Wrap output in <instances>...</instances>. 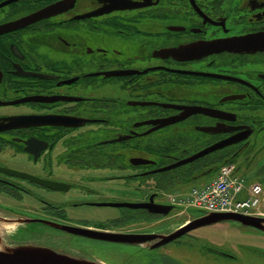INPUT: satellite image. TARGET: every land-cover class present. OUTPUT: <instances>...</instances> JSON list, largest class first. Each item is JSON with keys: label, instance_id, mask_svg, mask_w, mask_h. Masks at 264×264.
Here are the masks:
<instances>
[{"label": "flooded vegetation", "instance_id": "flooded-vegetation-1", "mask_svg": "<svg viewBox=\"0 0 264 264\" xmlns=\"http://www.w3.org/2000/svg\"><path fill=\"white\" fill-rule=\"evenodd\" d=\"M254 33L264 34V0H0V213L31 219L15 226L11 240L85 254L77 241L105 244L116 255L187 247L197 229L149 248L75 235L44 220L139 233L177 226L172 214L98 203L147 200L143 191L131 196L134 176L149 177L143 173L180 158L174 149L183 143L198 150L238 139L201 164L182 165L193 167L192 175L214 173L229 158L247 162L264 146V50L241 40ZM181 46L192 49L167 55ZM109 70L124 74H103ZM106 80L131 96L102 101L95 94ZM161 102L200 104L215 114L193 113L148 131L154 124L146 121L180 113ZM218 124L219 132L202 129ZM135 141L160 143L154 163L131 161L148 148ZM83 206L117 213L95 222L75 214Z\"/></svg>", "mask_w": 264, "mask_h": 264}, {"label": "rangeland", "instance_id": "rangeland-1", "mask_svg": "<svg viewBox=\"0 0 264 264\" xmlns=\"http://www.w3.org/2000/svg\"><path fill=\"white\" fill-rule=\"evenodd\" d=\"M106 83L108 84L107 88L95 94L102 96V101L112 97L111 99L120 102L129 98L132 94L128 93L126 89L123 90L118 86H112L113 84L109 80H106ZM136 143L141 144L138 146H145L147 144L145 141H137ZM116 144L119 146H117L119 149L123 142H117ZM149 144L151 145L150 147H144L138 151L139 155L148 158L155 156L156 150L154 148H157L160 143L149 142ZM194 151L196 150H193V143H185L183 147L181 144L177 149H174V153L178 157H184L192 154ZM138 153L130 152L127 154V157ZM263 164L264 148H261L258 156H256L255 160H252L249 167L239 168L237 172L239 178L246 185L252 182H259L264 187V169L261 167ZM108 172L104 171L105 174ZM213 176L212 174H205L186 182L167 183L164 187L158 188L155 197L158 201L165 202L164 192L181 193L190 189L192 186H200L206 183ZM139 182L134 178L132 181L133 187L139 185ZM139 195L140 192L133 189L131 196ZM177 210L173 209L170 214L181 221L182 217L175 214ZM187 212L190 216H193L194 214L200 213L201 210L190 207L187 209ZM113 213H117L116 208L89 206H83L75 212L78 216L94 220L95 222ZM259 237H264V233L257 230L254 231L251 227L236 224L231 221H223L200 226L197 230H194L193 238H189L190 244L187 247L178 244L169 245L167 249L159 250H146L134 247L122 248L120 250L122 255H116L114 252H111V247L102 243H94L89 240L77 241V243L87 254L102 257L116 264H264V247L256 245L258 241L264 242V239ZM251 245L254 247H251ZM221 250L224 254L221 253ZM126 255V259H123Z\"/></svg>", "mask_w": 264, "mask_h": 264}, {"label": "water", "instance_id": "water-1", "mask_svg": "<svg viewBox=\"0 0 264 264\" xmlns=\"http://www.w3.org/2000/svg\"><path fill=\"white\" fill-rule=\"evenodd\" d=\"M257 33L249 34L242 37L243 39L241 40L244 42L245 47H250V48L255 47L256 49L264 50V34L258 35ZM188 48L192 49V46L172 47L166 49V51H167V55H176L178 51H186L188 50ZM104 74L110 76L115 74H124V72L114 70V71H106L104 72ZM130 103H134V104L138 103L140 105L150 104L149 101H130ZM159 104L168 107L175 106L176 108L181 109L180 113L177 115L173 114V115L161 117L159 118L160 122L158 124H155L156 120L154 119L146 121L145 123L147 124L149 123L154 124L153 128L149 129L148 131L179 121L193 113H206L210 115L215 114L214 108L198 105V104L188 105V104H171L164 102H161ZM202 127L204 131H208L209 133L219 132L222 129L220 124H218L217 127L216 125L202 126ZM233 141H236V139L226 138L224 140L215 142L188 157L181 158L169 165L160 167L154 171H163L185 164L218 147H221L223 145H228ZM131 161L134 164H144V163L153 162L152 160L142 157H133L131 158ZM50 187L61 188L59 183L50 184ZM153 196L154 194H151L149 196V200L147 201L100 202L98 204H107L112 206H127L133 208H146L150 212L166 215L172 209V206L169 204H161L154 202ZM25 221H31V219L25 217H15V216H10L8 214L0 213V264H106L100 260L87 256L83 253L71 252L63 248L44 245L31 240H25V241L11 240L10 238L11 233L13 232L15 226ZM32 221H34V219ZM223 221L238 222L242 225L252 226L264 232V216L245 215L235 212H222V211L203 212L202 214L191 218L183 225H180L179 227L173 228L169 231L146 232V233L108 231V230L95 229L90 227L55 223L52 221L44 220V222L56 228L77 235L98 239V240L123 242L129 244H146L149 245V248H155L160 245H163L179 237L188 230L203 225H208Z\"/></svg>", "mask_w": 264, "mask_h": 264}, {"label": "built area", "instance_id": "built-area-1", "mask_svg": "<svg viewBox=\"0 0 264 264\" xmlns=\"http://www.w3.org/2000/svg\"><path fill=\"white\" fill-rule=\"evenodd\" d=\"M232 165L221 168L218 178L202 188H193L186 196L172 197L179 204L194 205L208 210H236L248 212L257 210L260 200L255 196L236 198L241 183L231 176ZM253 194L257 187L252 188Z\"/></svg>", "mask_w": 264, "mask_h": 264}, {"label": "trees", "instance_id": "trees-1", "mask_svg": "<svg viewBox=\"0 0 264 264\" xmlns=\"http://www.w3.org/2000/svg\"><path fill=\"white\" fill-rule=\"evenodd\" d=\"M147 147H150L151 145L150 144H146ZM154 150L158 151L159 149L158 148H154ZM186 176H189L190 174H193V167L192 169L188 168L185 173H184Z\"/></svg>", "mask_w": 264, "mask_h": 264}]
</instances>
